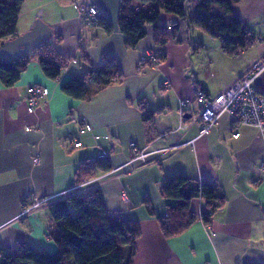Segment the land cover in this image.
I'll list each match as a JSON object with an SVG mask.
<instances>
[{
  "label": "crops",
  "instance_id": "1",
  "mask_svg": "<svg viewBox=\"0 0 264 264\" xmlns=\"http://www.w3.org/2000/svg\"><path fill=\"white\" fill-rule=\"evenodd\" d=\"M130 2L136 11L147 12L150 7L139 0ZM82 3L96 7L113 32L107 35L94 20L79 15L77 6ZM120 3L24 0L22 4L16 36L7 40L25 34L41 20L53 33L47 44L67 62L57 80L46 78L31 59L13 86L0 82V251H14L18 243L55 251L46 236L51 203L70 193L97 189L110 219L139 224L133 264H264V130L244 125L234 129L230 115L222 114L200 136L196 101L198 90L216 96L264 55V0L232 4L257 37L236 57L224 54L218 40L168 14H161L160 23L176 22L167 26L163 46L154 44L153 27L147 25L146 36L134 48H126L117 27ZM82 51L87 61L81 58ZM149 53L162 55L163 60L141 64V57ZM107 56L119 65L123 76L119 82L92 91L85 100L61 92L71 76L99 69ZM33 84L46 87L48 96L29 112L26 90ZM254 87L264 96V71ZM139 101L156 111L150 126L142 121ZM83 123L91 131L79 134ZM74 142L81 146L74 148ZM131 143L146 153L144 160L130 161ZM97 156H107L111 169L77 188V167ZM174 176L207 184L225 198V204L209 225L196 220L167 238L158 225L167 205L160 187ZM190 207L197 215L206 208L201 199L192 200Z\"/></svg>",
  "mask_w": 264,
  "mask_h": 264
},
{
  "label": "trees",
  "instance_id": "2",
  "mask_svg": "<svg viewBox=\"0 0 264 264\" xmlns=\"http://www.w3.org/2000/svg\"><path fill=\"white\" fill-rule=\"evenodd\" d=\"M139 1L150 4L147 12L133 10L130 0H121L120 3L117 27L124 37L126 48H134L146 36L147 25L153 27L154 44L163 46L168 40V27L160 23L161 13L187 21L193 28L218 40L222 52L230 57L238 56L257 40L233 11L232 4L239 0H190L193 11L189 16L185 11V0ZM23 2L0 0V44L16 36V23ZM93 20L95 27L101 28L105 34L113 32L112 26L102 15L97 14ZM80 55L87 61L83 51ZM31 59L38 62L44 76L50 80L58 79L67 62L46 43L30 55L0 59V82L5 87L13 86ZM160 60H163V56L155 53L153 60L145 63L158 64ZM122 77L116 59L107 56L99 69L91 68L84 75L71 76L60 90L68 97L85 100L92 91L117 83ZM138 104L142 109L143 123L150 126L156 111L147 110L141 101ZM110 169L107 156L83 160L75 173V186L79 188L99 172L106 173ZM160 193L167 205L164 216L158 219V225L167 238L182 233L196 220L209 225L214 213L225 204V198L214 188L184 176L164 180ZM194 199L203 200L206 206L198 215L190 207ZM145 204L149 214H153L149 203ZM48 211L46 236L55 244V251L48 252L18 243L14 251H0V264H133L136 241L140 237L139 224L135 220L110 219L97 189L70 193L52 202Z\"/></svg>",
  "mask_w": 264,
  "mask_h": 264
},
{
  "label": "built area",
  "instance_id": "3",
  "mask_svg": "<svg viewBox=\"0 0 264 264\" xmlns=\"http://www.w3.org/2000/svg\"><path fill=\"white\" fill-rule=\"evenodd\" d=\"M78 14L85 16L86 19L93 20L98 14V10L91 4H79L77 6ZM153 60L152 54L143 55L140 63ZM264 71V55L253 62L250 67L234 81L223 92L214 97H209L203 91L198 90L196 93V101L199 104L198 121L199 135H205L209 130L217 124L222 114H228L232 118L233 128L238 129L239 126H250L259 130H264V96L260 94L254 87V81ZM28 111L33 112L35 108L48 96V89L41 85H30L26 90ZM181 115H185L181 112ZM183 119V117H182ZM91 127L88 124H81L79 134L88 133ZM233 137H238L235 133ZM81 146V143H73L74 148ZM134 151L131 162L144 160L146 153L136 149L135 145H129ZM38 157H34L33 163L37 164ZM75 190V188L73 189ZM30 209V208H29ZM29 209L24 211L27 212Z\"/></svg>",
  "mask_w": 264,
  "mask_h": 264
},
{
  "label": "water",
  "instance_id": "4",
  "mask_svg": "<svg viewBox=\"0 0 264 264\" xmlns=\"http://www.w3.org/2000/svg\"><path fill=\"white\" fill-rule=\"evenodd\" d=\"M175 22L170 21L165 25L170 26ZM52 34V29L48 25L36 20L28 32L0 44V59H16L30 55L40 45L46 44Z\"/></svg>",
  "mask_w": 264,
  "mask_h": 264
},
{
  "label": "rangeland",
  "instance_id": "5",
  "mask_svg": "<svg viewBox=\"0 0 264 264\" xmlns=\"http://www.w3.org/2000/svg\"><path fill=\"white\" fill-rule=\"evenodd\" d=\"M190 3V0H185V11H186V15L187 16H189V13H190V11H193V8H192V6H191V4H189ZM162 15H165V13H161ZM162 15H161V17H160V22H162ZM205 35V34H204ZM207 35V34H206ZM207 37H210V36H207ZM213 39V38H212Z\"/></svg>",
  "mask_w": 264,
  "mask_h": 264
}]
</instances>
